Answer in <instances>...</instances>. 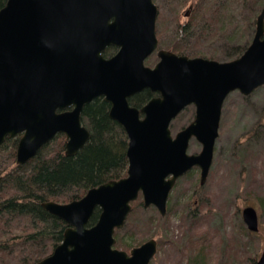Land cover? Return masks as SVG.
Instances as JSON below:
<instances>
[{"label":"water","instance_id":"1","mask_svg":"<svg viewBox=\"0 0 264 264\" xmlns=\"http://www.w3.org/2000/svg\"><path fill=\"white\" fill-rule=\"evenodd\" d=\"M153 0H6L0 7V145L19 135L16 162L23 164L56 134L74 155L90 137L82 124L85 104L109 103L128 144L124 177L89 188L68 202L48 200L45 210L67 227L50 254L36 264H149L157 252L150 238L129 251L114 246L131 202L166 213L176 180L193 166L206 179L213 158L222 105L235 90L244 95L264 85V6L255 32L238 57L218 61L157 48ZM108 46L116 47L105 57ZM156 50L153 66L144 60ZM148 89L141 107L129 98ZM187 105L191 122L172 135L171 120ZM191 138L201 144L188 153ZM96 221L88 225L94 210ZM248 230H258L256 209L241 210ZM255 264H264V244Z\"/></svg>","mask_w":264,"mask_h":264},{"label":"rangeland","instance_id":"2","mask_svg":"<svg viewBox=\"0 0 264 264\" xmlns=\"http://www.w3.org/2000/svg\"><path fill=\"white\" fill-rule=\"evenodd\" d=\"M153 1L157 6L156 25L160 37L162 33L164 37L169 31L163 29H171L174 22L170 23L171 15L164 8L168 0ZM191 2L193 0H188L179 11L177 20L180 23L186 21ZM233 8L236 18H231L229 30L215 43L218 49L212 52L214 57H200L227 61L238 57V51L243 53L249 45L260 9L253 14L251 27L241 21L238 12L246 14L242 6L233 5ZM158 47L169 50L162 45ZM157 60L156 50L145 59L148 66H153ZM186 107L171 120L172 135L193 119L194 106ZM200 150L201 144L191 138L187 152L198 153ZM218 183L223 192L219 202V196H213ZM256 183L264 184V85L248 95L232 91L224 99L213 158L204 182L200 183L197 166L180 176L169 193L164 215L153 205L144 207L143 203L136 206L131 203V211L133 207H136L134 212L139 210L129 226H126L127 217L118 231L119 238L125 245L129 242L130 230L135 229L133 222L136 220L145 236L132 247L150 238L157 242V252L149 264H252L253 259L256 261L260 256L264 244V190L258 192ZM138 198L142 201L141 196ZM247 205L257 211V231L248 230L243 222L241 210ZM115 247L126 251L132 248Z\"/></svg>","mask_w":264,"mask_h":264},{"label":"trees","instance_id":"3","mask_svg":"<svg viewBox=\"0 0 264 264\" xmlns=\"http://www.w3.org/2000/svg\"><path fill=\"white\" fill-rule=\"evenodd\" d=\"M5 2L6 0H0V7ZM187 2L188 0H168L164 8L171 15L170 23L174 21L173 27L171 25V29H163L169 33L166 36L164 34V37L162 33L160 37L156 25L155 33L158 46L162 45L174 53L189 57H214L212 52L215 53L218 49L215 43L229 30L231 18H236L234 8L231 9L233 5L242 6L241 9L246 14L243 15V11L238 14L241 21L251 27L254 23L253 14L264 6V0H193L189 4L186 21L180 23L177 17ZM115 50V47L109 46L103 55L111 56ZM241 53L242 51H238L236 55ZM154 95L155 93L145 89L130 97L129 102L141 107ZM109 107L103 97H96L84 105L81 118L90 131V137L74 155L65 154V136L62 133L57 134L23 164L16 162L18 136L6 138L0 145V264H36L61 242L67 224L45 210L43 202L78 199L89 188L126 175L128 139L122 126L109 116ZM219 183L213 193L214 197L219 196L218 202L223 195ZM263 186L264 184H257L256 190H264ZM132 203L136 206L141 205L142 201L138 198ZM134 208L136 207L132 208L126 226H129L139 210L134 212ZM98 213L99 209L96 208L88 225L96 221ZM154 215L158 217L156 211ZM138 219L141 220L140 217ZM133 226L135 229L131 228V238L126 245L119 238L120 228L115 230V245L132 247L134 242L141 241L145 233L140 231L136 220ZM254 263L253 259L252 264Z\"/></svg>","mask_w":264,"mask_h":264},{"label":"flooded vegetation","instance_id":"4","mask_svg":"<svg viewBox=\"0 0 264 264\" xmlns=\"http://www.w3.org/2000/svg\"><path fill=\"white\" fill-rule=\"evenodd\" d=\"M185 15H188V13H186Z\"/></svg>","mask_w":264,"mask_h":264}]
</instances>
